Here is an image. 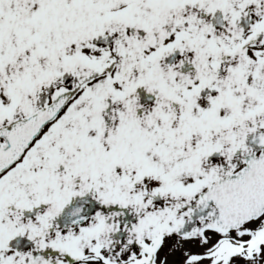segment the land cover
I'll return each instance as SVG.
<instances>
[{
	"label": "snow or ice",
	"instance_id": "1",
	"mask_svg": "<svg viewBox=\"0 0 264 264\" xmlns=\"http://www.w3.org/2000/svg\"><path fill=\"white\" fill-rule=\"evenodd\" d=\"M0 264H264V0H0Z\"/></svg>",
	"mask_w": 264,
	"mask_h": 264
}]
</instances>
